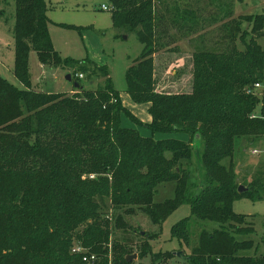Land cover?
<instances>
[{"label": "trees", "instance_id": "obj_1", "mask_svg": "<svg viewBox=\"0 0 264 264\" xmlns=\"http://www.w3.org/2000/svg\"><path fill=\"white\" fill-rule=\"evenodd\" d=\"M13 1V75L23 89L0 77V264H133L126 261L132 252L111 242L104 211L131 216L139 210L160 226L182 205L189 207L190 216L170 231L181 248L190 246L192 219L219 226L198 234L187 264H264L258 245L240 239L252 234L253 227L246 216L233 212L235 201L264 196L262 174L239 184L233 164L235 140L264 137V96L248 93L264 83V13L227 21L220 30L219 52L192 55L190 92L163 94L155 91L153 56L161 47L160 33L166 32L158 13L165 0H108L113 28L134 33L143 47L125 75L130 100L149 105L151 121L143 124L123 107L105 67L57 55L46 0ZM191 17L185 11L182 20L191 22ZM30 51L42 65L72 68V82L79 86L73 87L75 94L33 90ZM84 72L102 78V86L84 90L78 78ZM122 115L152 134L180 132L190 140L197 135L202 171L197 182L189 142L143 137L122 127ZM89 175L96 178H84ZM165 183L175 184L174 196L155 204V190ZM240 186L247 191L239 194ZM115 227H128L122 215ZM145 237L138 260L149 256V264H166L174 257L152 253V238ZM74 240L94 261L85 263V254H71ZM252 250V256L245 254Z\"/></svg>", "mask_w": 264, "mask_h": 264}, {"label": "rangeland", "instance_id": "obj_2", "mask_svg": "<svg viewBox=\"0 0 264 264\" xmlns=\"http://www.w3.org/2000/svg\"><path fill=\"white\" fill-rule=\"evenodd\" d=\"M102 6L109 8L108 0H47L48 32L54 51L62 60L84 62L91 59L98 66L105 67L114 89L123 96L126 88L125 75L139 58L143 47L134 33L113 28L111 11L101 10ZM185 11L190 12L191 16L198 21H195L193 17H191V22L183 21L182 16ZM158 13L162 14L161 27L166 32L160 33L158 44H161V47L153 56L155 91L163 94H188L191 90V76L188 78L187 73L191 72L192 55L202 50L219 52L222 45L219 37L221 27L227 21L235 20L240 16L263 14L264 0H165L163 7L159 6ZM14 14V1L0 0V68L3 71V73L0 71L2 73L0 77L10 85L23 89V85L13 75L14 43L11 30L14 26ZM173 20L175 22L172 24ZM236 45L239 50L243 49L239 41ZM260 45L264 49V38L260 39ZM28 71L33 90L43 93H65L68 96L75 94L72 91L73 86L65 79L68 74L74 73L72 68L42 65L38 54L30 51ZM102 83V78L91 77L86 72L79 79V84L86 91L98 90ZM125 101L129 103L127 98ZM262 103L257 106L256 113L253 114L256 117H259L257 114H259ZM146 115L145 112L143 116ZM121 125L124 128L135 129L141 136L153 140L177 139L189 142L193 149L191 169L193 178L197 182V179L201 177L202 171L199 163L201 141L199 138L194 137L190 140L188 135L180 132L152 134L149 130L138 127L123 115ZM256 140L240 138L234 142L233 164L239 184L251 181L254 176L259 177L260 174L264 179V137ZM253 151L258 153L254 154ZM227 162L224 161V164L227 165ZM84 178L95 179L96 177L89 175ZM174 189V183L159 185L155 190L154 203L161 204L172 199ZM106 204H108L107 201ZM233 212L246 216V221L254 230L252 234L240 239L252 240L255 245H258L257 253L264 255V244L262 243L264 241V196L259 201L249 199L235 201ZM104 215L110 221L111 242L126 246L133 256L136 255V258L131 261L133 264L150 263L149 256L143 260L137 258L142 245L146 242L145 234L152 238L147 239L152 253L170 252L174 254V257L166 264H187L185 258L190 254L191 248L196 245L198 234L202 230L211 232L219 228L216 223L192 219L189 223L190 246L181 248L177 241L171 238L170 231L172 226L190 216L187 205L180 206L160 226L153 225L150 219L139 210L127 216L123 215V211H114L109 208L104 211ZM118 215L123 216L127 228L115 227V219ZM73 242L72 249L80 248L81 250L77 254H88L87 249L83 248L78 241ZM71 254H74L72 250ZM245 254L252 256L254 250Z\"/></svg>", "mask_w": 264, "mask_h": 264}, {"label": "crops", "instance_id": "obj_3", "mask_svg": "<svg viewBox=\"0 0 264 264\" xmlns=\"http://www.w3.org/2000/svg\"><path fill=\"white\" fill-rule=\"evenodd\" d=\"M46 3H47V0H46ZM12 31H13V29L11 30V38H12V40H13V36H12ZM1 57H2V55H1ZM89 61H92V62H94L93 60H89ZM95 63V62H94ZM43 67V66H42ZM0 71L3 73V71H2V68H0ZM0 72V75H2V73ZM190 73V72H189ZM189 73H187V76H188V78H189V76H191V74L189 75ZM78 75V74H77ZM35 90V89H34ZM35 91H38V90H35ZM38 92H41V91H38ZM43 93V92H42ZM45 93H47V94H49L50 92H45ZM127 98V100H129V103L127 102V101H125V99ZM120 99H121V101H122V105H123V107L125 108V109H127L130 113H131V115L134 117V118H136L137 120H139L140 122H142L143 124H147V123H150V121H151V117L149 116V114H148V109H149V105H147V104H145V105H136V104H134L131 100H130V98H129V96L126 94L125 95V93H124V95L123 96H121L120 95ZM130 103H131V105H130ZM139 106H140V108L141 107H144V108H139ZM146 112V116L144 117L143 116V114Z\"/></svg>", "mask_w": 264, "mask_h": 264}, {"label": "built area", "instance_id": "obj_4", "mask_svg": "<svg viewBox=\"0 0 264 264\" xmlns=\"http://www.w3.org/2000/svg\"><path fill=\"white\" fill-rule=\"evenodd\" d=\"M101 10H103V11L110 10L111 11V7L107 8L106 6H102ZM263 76H264V74H263ZM78 78L81 79L82 76L78 75ZM248 93L252 94V95H255V96L259 97L260 99H262V96H264V83L263 84L262 83L255 84L252 87V89L248 91ZM253 153L257 154L258 152L257 151H253ZM72 252L74 254H77V253H80L81 250H80V248L79 249L78 248H74V249H72ZM94 259H95L94 256L85 255V256H83L82 261L85 262V263H89V262L94 261Z\"/></svg>", "mask_w": 264, "mask_h": 264}, {"label": "water", "instance_id": "obj_5", "mask_svg": "<svg viewBox=\"0 0 264 264\" xmlns=\"http://www.w3.org/2000/svg\"><path fill=\"white\" fill-rule=\"evenodd\" d=\"M65 79H66V81L68 82V83H70L71 85H73V87L74 88H79V86H78V84H76V83H73L72 82V79H71V75L70 74H68L66 77H65ZM196 137L197 138H199L197 135H196ZM247 190L244 188V187H242V186H240V187H238V193L239 194H242V193H244V192H246ZM143 233H141V235H142ZM136 258V255H131V256H128V257H126V261H128V262H130V261H132L133 259H135Z\"/></svg>", "mask_w": 264, "mask_h": 264}]
</instances>
